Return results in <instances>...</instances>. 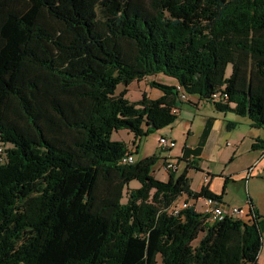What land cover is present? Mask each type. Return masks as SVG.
Here are the masks:
<instances>
[{
	"label": "trees",
	"instance_id": "trees-1",
	"mask_svg": "<svg viewBox=\"0 0 264 264\" xmlns=\"http://www.w3.org/2000/svg\"><path fill=\"white\" fill-rule=\"evenodd\" d=\"M159 74L177 86L127 99ZM191 97L264 128V0H0V264H256L252 206L175 216L183 196H221L188 170L155 178L159 156L123 163ZM122 129L135 149L112 140Z\"/></svg>",
	"mask_w": 264,
	"mask_h": 264
},
{
	"label": "crops",
	"instance_id": "crops-1",
	"mask_svg": "<svg viewBox=\"0 0 264 264\" xmlns=\"http://www.w3.org/2000/svg\"><path fill=\"white\" fill-rule=\"evenodd\" d=\"M145 80L151 81L149 78ZM164 81L166 82L163 84L177 86V82L172 78L165 77ZM161 96L162 94L153 99ZM191 100L196 103L194 107L197 110L199 104L204 103L197 97H191ZM182 105L179 106L178 119L162 130L168 133L167 136L171 137L176 144V148L171 152L163 151V153H167L163 154L164 159L173 155L181 158L185 149L187 153V158H184L186 161L185 170H188L192 191L199 192L203 187H207L213 194L221 196L224 205L230 207L236 204V207L243 210L244 216L252 206L257 214L264 217V196L256 194L251 189L253 180L264 182V128H253L249 119L238 117L234 113H221L213 107L211 111L202 115V127L195 133L192 130L197 119L196 112L192 108ZM229 121L238 123L237 128L228 129L227 122ZM242 125L245 126L244 129L240 128ZM207 128L210 130L207 138L203 141ZM133 146L130 145V147ZM193 167H197L198 170ZM193 169L203 176L197 189L193 187L194 179L190 176V171ZM168 178L169 175L164 171V180L162 181H167ZM224 184L233 185L237 188L238 193H244V197L242 196L244 200L231 199L229 201L228 197H230L231 191L229 193ZM178 201H188L193 204V200H188L187 196L181 197ZM198 204H203V198L197 201Z\"/></svg>",
	"mask_w": 264,
	"mask_h": 264
},
{
	"label": "rangeland",
	"instance_id": "rangeland-1",
	"mask_svg": "<svg viewBox=\"0 0 264 264\" xmlns=\"http://www.w3.org/2000/svg\"><path fill=\"white\" fill-rule=\"evenodd\" d=\"M232 68L231 66L228 68L227 74L229 75L231 72ZM165 75L163 74H159V75H155L152 77H149V79L151 81H156L159 83H165L166 81H164L165 79ZM125 88L124 86H119L117 89V93H120L121 91H123ZM147 93L148 96H150L151 98H155L156 96H160L162 94V92H160L157 89L151 88L149 85V81L143 80L141 82H134L130 87H129V92L127 93L126 97L127 99H129L130 101L134 102V101H138L142 98V94L143 93ZM192 103H194L193 105L190 103H183V107H190L192 108V110H194L196 112V116L197 119L195 120V124L193 126V132H197L198 129L200 130V128L202 127V115H205V112L207 111H211L213 106L209 103H200L198 110L195 109L194 105L196 104L193 100H191ZM185 109V108H183ZM245 126H241V129H244ZM163 130V129H162ZM155 131L154 133L150 134L149 136L143 138L140 142L136 141L137 146H138V152L134 155V159L137 160H141L144 159L146 157L152 156V155H156L161 157V159L157 162V164L154 166L153 171H154V177L159 179V180H164V169H163V165L165 162V159L163 157V154H167L171 151H165L162 149V146L160 144V138L162 136H166L169 140L170 143L174 142V140L167 136L168 133H165V131ZM162 131V132H161ZM112 140L113 141H120V142H125L128 145H132L134 142V135L129 132L128 130H119V131H115L112 134ZM4 146L3 144L0 143V148ZM135 149V148H134ZM163 151L167 152V153H163ZM170 157V156H168ZM180 157V156H179ZM172 159L176 161V159L179 161V170H178V174L177 176L181 175L185 168H186V161H180L178 156L173 155ZM183 163V164H181ZM190 176L194 179V184L193 187L195 189L199 188L201 181H202V174L200 172H197L193 169V171H190ZM226 181L224 180V183ZM131 188H138L140 187V184L136 181L132 182L130 184ZM224 187H226L227 190H229L230 193V197H228V200L230 201L232 200H236V201H243L244 199L242 198V196L244 197V193L241 194V192H237V188L233 185H228V184H224ZM251 189L253 190V192H256V194H261L262 196H264V182H261L260 180H253L252 184H251ZM222 195V194H221ZM126 201V198L123 199V202ZM246 201V198H245ZM236 204H234V206H230L231 208H235ZM198 206H200V204H198ZM245 206V204H244ZM262 254H260L259 256V261L261 263H264V237H263V247L261 250ZM158 264H162L161 262V257H158Z\"/></svg>",
	"mask_w": 264,
	"mask_h": 264
},
{
	"label": "built area",
	"instance_id": "built-area-1",
	"mask_svg": "<svg viewBox=\"0 0 264 264\" xmlns=\"http://www.w3.org/2000/svg\"><path fill=\"white\" fill-rule=\"evenodd\" d=\"M179 90L180 87H178ZM215 99H218L219 95H214L213 96ZM181 100L182 101H187L188 96L185 93L181 94ZM172 113L174 115L179 116L180 115V110L179 109H173ZM160 144L162 146L163 150L171 151L172 149L176 148L175 142L170 143L168 138L166 136H162L160 138ZM135 162L134 156L128 154L124 159L123 163H133ZM163 169L165 173H170V172H178L179 170V161L176 159L173 160L172 157H168L165 159ZM252 170V169H251ZM250 170V171H251ZM249 176V174H248ZM193 204H190L188 201H177L176 204L171 208V214L178 216L181 211L189 208L190 206H194L195 209L199 212L202 213L203 215L208 217V220L211 223H214L216 221L222 220L226 217H232V218H242L244 216L243 210L239 207L231 208L229 206L224 205L223 203L217 201L215 198L211 197H206L203 198V204L198 206L197 201H192ZM256 264H264L259 261V257L257 259Z\"/></svg>",
	"mask_w": 264,
	"mask_h": 264
}]
</instances>
